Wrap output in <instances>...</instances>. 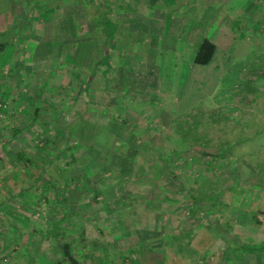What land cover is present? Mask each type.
Instances as JSON below:
<instances>
[{"label": "rangeland", "instance_id": "1", "mask_svg": "<svg viewBox=\"0 0 264 264\" xmlns=\"http://www.w3.org/2000/svg\"><path fill=\"white\" fill-rule=\"evenodd\" d=\"M199 5L211 7H201L202 13L192 18L185 11L190 17L186 26L208 16L209 28L203 34L217 41L220 52L207 64L193 65L195 75L187 78V57L184 62L163 56L158 60L157 56L166 54L167 45L161 46L153 35L145 33L134 41L131 34L115 36L113 32L121 31L116 18L109 17L110 23L94 19L91 29L88 20L67 11L77 22L75 32L36 34L56 49L19 47L20 41L16 44L17 49L11 51L12 65H7L13 66V72L6 70L4 90H0V98L5 100H0V199L4 197L11 206L0 210V232L9 229L16 234L19 230L10 220L16 223L20 219L24 220V238L12 234L4 251L19 249L22 239L32 242L35 232L31 231L35 229L50 235L33 243L31 253L52 259L61 254L59 239L72 238L74 257L84 256L92 247L75 239L88 240L95 229L106 234L111 223L124 227L126 234L112 247L103 240L99 256L110 249L116 256L115 262L103 264H224L225 254L239 255L244 245H264V216L240 208L237 212V208L219 202L221 190L231 183L264 188V0H215ZM92 30L103 35L97 45L93 43L84 52L80 46L83 40L97 39ZM111 32L108 41L117 43L107 47L104 39ZM163 40L169 43L170 35ZM147 44L154 48L153 59L147 51L142 60L153 65L145 61L146 67L134 66L139 60L136 48ZM102 53L108 54V59L99 62ZM212 63L220 64L219 74ZM91 65L93 75L85 76ZM143 76L154 83L140 81ZM86 79V89H79L77 81ZM168 81L173 86L166 99L175 101L181 89L179 111L195 110L175 114L165 129H152L153 123L146 117L129 122L125 113L120 115L113 107L117 92H122L119 104L127 105L130 98L135 103L148 102L151 110L152 101L156 104L160 99H149L150 94L145 95L142 88L152 84L160 95ZM75 120L79 129L73 144L65 123ZM37 155L52 156L53 161H39ZM39 170L41 176H37ZM7 174L8 179L4 178ZM20 187L24 192L16 194ZM52 187L57 189L54 194ZM69 202L83 206L70 210ZM83 219L89 222L85 235L78 229ZM167 232L177 237L178 257H161L156 248ZM142 238L153 242L143 247L144 263L136 256L141 253L136 245ZM127 247L138 252L127 251ZM256 251L247 256L259 253L258 258H262L264 247ZM4 261L0 258V264Z\"/></svg>", "mask_w": 264, "mask_h": 264}, {"label": "crops", "instance_id": "2", "mask_svg": "<svg viewBox=\"0 0 264 264\" xmlns=\"http://www.w3.org/2000/svg\"><path fill=\"white\" fill-rule=\"evenodd\" d=\"M82 1L84 0H0V12L5 9H8L10 12V16H11V21L9 25L7 26V28H5L4 30H0V45H1L0 70H2L0 71L1 72L0 73V90L2 91L4 90L3 85L5 83L3 79L7 77L8 73L13 72V70L11 71V68L13 66H7V65L9 63L10 64L12 63L10 62L11 57H12L11 51L12 50L15 51V49H17L16 44L20 41L22 42V44L18 45L19 47L21 46V47L32 48V49L33 47H35V49H39V50L56 49L57 48L56 46L51 47L49 42H47L46 39L41 40V37H38L36 34L40 33L41 31H43L44 34L46 33L59 34V32L57 31H60V33H66L65 35H67L68 30L72 32V28L74 29V27L77 25V22L75 18H73V16L67 13V11L71 13L76 12L78 16L80 15L79 13L80 11L84 18L83 6L81 4ZM202 1L206 3H213V1L215 0H130L131 4L127 3L124 0H95L96 2L95 12H97V16H99L98 18L100 19H103L102 16L104 15L108 19L111 18L113 21H114V18L117 19L116 26L121 31L113 32L115 33V36H117V34H131L132 35L131 40L134 41L138 39L137 37L138 34L145 33L147 35L148 34L151 36L153 35L156 43L158 42L162 43L161 46L167 45L166 54L164 53L161 56H157L158 60H161L159 57L163 56V58L167 60L169 59L170 61H173L175 58L176 60L179 59L181 62L182 61L184 62V57H187L186 74H185V78H187V76L190 77L191 75L192 76L195 75L192 70V67L193 65H196V63L192 62V57H193V53L195 50V45L198 43L201 35L207 36L211 41H213L216 44V50H215L216 54H219L220 52V49H218L217 41L209 37L208 35L203 34L209 28V26H206V21H207L208 16H201L198 23L191 24L190 26H186L187 22H185V20L188 21V19H190V17L192 18V15H194L197 12L201 14L202 13L201 7H205V9L207 7H211L210 5H207V7L206 5L205 6L199 5V2H202ZM105 2H107L108 5H106ZM146 2L148 3L146 4ZM150 3H154L155 5H151ZM187 10L189 14L191 15L190 17L188 13L185 12ZM110 12L112 13L111 16L109 15ZM51 13L54 15H52ZM185 13L187 14V16L185 15ZM132 18L137 19V22H131L129 20L127 21V19H132ZM139 19L143 20V22H138ZM48 25L50 26V30L47 29V31H45V27ZM79 26H81V23ZM26 27L30 28V30H25ZM67 27L69 28L67 29ZM142 28H145V30L143 31ZM193 28H195L196 34L194 33ZM168 35H170L169 43L163 42L164 41L163 39H165V37ZM145 42L147 43L146 39H145ZM26 43H30V44H26ZM116 43H117V40H114V39L111 40L112 47H114V44L116 45ZM133 43L136 44L135 42ZM149 45L150 44H147L144 46L140 45L142 46V48L141 47L136 48L139 52L137 53L135 51L134 53H135V56L139 57V60H137L134 63V66H138V65L145 66L144 65L145 61L148 65H153L151 64L152 62H149L147 60L145 61L142 60L143 57L144 58L147 57V54H146L147 51L151 53L150 56L153 59L154 48L149 47ZM165 59L163 60L165 61ZM212 65L215 66L213 67V70L214 71L216 70L218 72V69H219L218 65L220 64L212 63ZM225 68L226 67L224 66L221 72H224ZM6 70L9 72L7 73ZM217 74H219V72ZM14 76H16V74H14ZM143 77L144 79H140V81H146L149 79L150 83H154L153 82L154 79L151 80L152 78H150L149 76H143ZM168 79H170V77ZM172 86L173 84L170 87V83L168 81L166 90L165 91L161 90L162 92L160 91V95H158V91L155 90V86L153 87L152 84H150V86L148 87L142 88V89H145L144 90L145 95L146 93L150 94L149 99H153V98L160 99V101L156 104H154L153 103L154 101H152L151 110L148 109V104H149L148 102H146V104L143 103L144 105L140 103H135L131 101L129 97H128L129 102H127V105L125 103L119 104L121 103V101H119L118 98L124 97L122 92H120V94H118L117 92V96L115 97L116 100L112 101L114 105L113 107L118 108V109L115 108L116 112L117 113L119 112L118 114L121 113L120 115H123L125 113L129 122L137 121L139 119H145L146 117L148 118L149 123L150 122L153 123L152 129L161 128L163 126H164L163 129H165V127H167L172 122L175 114L184 115L190 112H194L195 110L193 109V110H190L189 112L186 111L182 113L179 111V108L181 106V102L179 101V98L183 96V90L181 91V89L179 91V95L176 96L175 101L169 102V100L166 99L167 95H169L171 92L169 87L172 88ZM194 104L192 105L194 106ZM149 140H151V138ZM35 157L33 158L39 161H42V162L53 161L52 156L37 155ZM0 161L2 160L0 159ZM9 174H10L9 177H11V172ZM4 178L8 179V174L4 176ZM7 189L9 190V188ZM8 190L7 191L5 190L7 192V193L5 192V194L9 193ZM19 190L16 191V194H22L24 192L23 187H20ZM42 190H45V188L42 187ZM46 190L50 191L49 187H47ZM55 190H56L55 188L54 189L52 188L51 191H53V194L55 193L54 192ZM6 202L7 201L4 199V197L0 199V210L1 208L2 209L3 208L9 209V207L11 208V206ZM81 206H83L82 203L69 202L68 208L72 210L73 208H79ZM11 214L15 217V214H13L12 212ZM15 218L19 219L18 215H16ZM85 219L81 221L80 227L78 228L79 231L84 235L86 233L85 226L87 227L89 225V222L87 221L84 222ZM23 221L24 220L19 219V221H16V223H14V221L10 220V223L14 224L15 226V227L13 226L14 229L19 230V232H17L16 234L9 232V229L5 230L3 233L2 231L0 232V241L3 243L2 247H0V258L5 260L4 263H1V264H51V261L53 259H51V257L47 256L46 254L39 255V253L37 254L31 253V247L33 243L38 244L39 240L49 238L50 234L45 233V231H41V230L36 231L35 229H33L31 233L35 232V235H33V237L31 235L30 239L32 240V242H30L27 238L24 240L22 239L21 246H18L19 249L8 250L10 248H7V250L4 251V249H6L5 245H6L7 238L10 239L11 238L10 236L12 234L17 235L21 238H24L23 237L24 234L22 231L23 225H24ZM109 227L110 228L106 230L108 231V233L106 234L104 233L102 229H99V230L95 229L93 230V233L91 237L88 238V240L83 239L81 241L80 239L79 240L75 239V242H78L79 244L83 242L82 246L88 245L89 248L92 247L91 250H93V251L87 252L86 255L83 254L84 256L75 257V264H103V263H110V262L113 263L116 261L115 260L116 256L114 255V251L112 249H110L109 252L107 251L106 254L102 255L101 257L98 254V252L101 250L100 247L103 244V240H104L105 245L112 247L113 243H115V241L119 238V236L126 234L124 227L119 229V225H116L114 223H111ZM52 232H55V230H53ZM134 232L136 233V229L134 230ZM127 233H130L128 229H127ZM168 233L169 232L163 235L164 238L162 237V239L159 241V246H157L156 248L158 250L160 249L159 251H160L161 257H166L169 254L173 256L175 255L178 257L176 253L178 251L177 249L179 248L180 244L176 242V239H177L176 235L170 237ZM151 237H155V236H151ZM70 240H71L70 243H73L72 238ZM145 242L146 240L144 238L140 239L137 242L136 246L138 247V250L139 249L141 250V253L136 254V256L138 255V260H140L143 257L142 255L143 247H145V245L146 247H148L151 240L147 241L146 243ZM24 244H27V246H24ZM96 246H97V249H95ZM47 249L48 247L46 248V250ZM126 250L127 251L132 250L134 252H138L136 251L137 250L136 248H131V247H127ZM258 254L256 255L253 254L252 256L250 255L247 256V253L245 254L241 253L236 256L233 255L232 253L225 254L226 256L224 259L225 260L224 264H264V255L262 258H258V256L260 255ZM237 256H239V258H236ZM60 257L61 255H59V258ZM47 258H50V259L47 260ZM249 259L253 260V262H250ZM141 263H144L143 259H141Z\"/></svg>", "mask_w": 264, "mask_h": 264}, {"label": "trees", "instance_id": "3", "mask_svg": "<svg viewBox=\"0 0 264 264\" xmlns=\"http://www.w3.org/2000/svg\"><path fill=\"white\" fill-rule=\"evenodd\" d=\"M81 4L83 6V12H84V18L83 19L88 20V22L90 24V28L92 29V25L94 24V19H100V18H98L99 16H97V12H95L96 2H95V0H84L81 2ZM105 4L108 5L107 2H105ZM90 7H92V8H90ZM79 13H80V17H83V15L81 14L80 11H79ZM98 15H99V13H98ZM102 17H103V21L105 23L111 22V20L108 19L105 15ZM10 21H11V16H10L9 10L5 9V10L1 11L0 12V30H4L5 28H7ZM68 28L69 27H67V29ZM72 32H75V31H73V28H72ZM94 33L97 34V39L96 38L87 39V40H83V42L81 43L80 46L83 47L82 49L84 52H87L92 46L97 45V43L100 42V39H101L100 34H102V33H97V32H94ZM109 37L112 38V32L110 34H107L106 38L104 39L107 42V47H112L111 41H108ZM93 43H94V45H93ZM104 49L106 50L107 48L105 47ZM215 50H216V44L213 41H211L207 36L201 35L198 43L195 45V50L193 53L192 62H194L196 64H201V65L207 64L212 59V57L215 53ZM107 59H108V54L102 53L101 55L98 56L97 60L99 62H102V60L106 61ZM107 66H109V65L107 64ZM89 68H90V70L84 74L85 76L89 75V73H90V75H93L95 68L92 65ZM84 81H85V83H83ZM84 81L83 82L77 81V83H76V86L81 90L86 89L87 79ZM0 100L5 101L1 98H0ZM58 101L60 102V99ZM56 104L57 103H55V105ZM55 105H54V107H55ZM0 107L2 109V106H0ZM55 108H58V107H55ZM39 109L43 110L44 108H39ZM56 110H58V109H56ZM34 111L37 112L38 108H35ZM77 117L78 118L76 120L78 121L80 119V115H77ZM53 118H55L54 115H53ZM111 118L114 119V116ZM76 120L70 121L69 123L68 122L65 123V125L67 126V130L69 131V140H73V144L75 142V135L79 129ZM31 121H35V120L31 119ZM122 121L124 122V124L126 126L130 125L129 123L127 125L125 120H122ZM17 133L18 132L16 131L15 134H17ZM22 154H23L22 150H19L18 151V157L19 156L21 157ZM24 159L27 160L28 158H24ZM42 174H43L42 170H39L37 173V176H41ZM47 179H48L49 183L52 182V180L49 179L48 177H47ZM56 190L54 192H56ZM36 200H37V198L35 196V198H33V200H32V203L35 202ZM219 202L221 203V205L224 204V205L231 206L233 208H237L236 210L233 209L234 211H237L240 208L244 211H248L250 213H253V215L256 214L257 216H264V188H261V187L248 186V185L241 184L239 182L231 183V184L225 186L221 190ZM237 212H240V211H237ZM241 214L244 217L249 218L248 215L245 214V212L242 211ZM234 219L236 220L237 218H234ZM59 242H60V247L62 250L61 254H60L61 257L59 258V256L54 255V257L52 258L53 262L51 264H75V257H74L73 252H72L70 239L65 240V239L61 238V239H59ZM235 244L237 245V247L238 246L242 247V245H243V244L241 245V243H236V242H235ZM263 247H264L263 244H261V246H258V247H255L253 244L248 245V246L244 245L242 247V253H244V254L245 253H254V252L256 253L257 249H258V251H261L263 249ZM236 258H239V256H237Z\"/></svg>", "mask_w": 264, "mask_h": 264}, {"label": "built area", "instance_id": "4", "mask_svg": "<svg viewBox=\"0 0 264 264\" xmlns=\"http://www.w3.org/2000/svg\"><path fill=\"white\" fill-rule=\"evenodd\" d=\"M0 105H1V103H0Z\"/></svg>", "mask_w": 264, "mask_h": 264}]
</instances>
